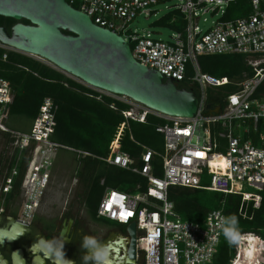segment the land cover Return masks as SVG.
Returning a JSON list of instances; mask_svg holds the SVG:
<instances>
[{
    "label": "built area",
    "instance_id": "built-area-1",
    "mask_svg": "<svg viewBox=\"0 0 264 264\" xmlns=\"http://www.w3.org/2000/svg\"><path fill=\"white\" fill-rule=\"evenodd\" d=\"M87 13L94 23L132 37V53L142 64L154 68L178 85L186 81L197 85L200 91L199 109L191 118L170 117L155 112L134 101L123 111L124 122L110 143L109 154L101 157L108 164L130 170L147 179V192H121L106 189L97 210L98 218L129 226L136 224L137 256L144 255V264H210L220 243L226 217L222 210L208 213L203 223L184 220L169 199L170 186L205 188L224 193H236L243 201H252L255 208L261 205L264 189V131L262 140L255 144V136L264 122V95H258L264 84V0H251V9L244 17L228 18L231 4L237 0H177L171 12L179 11L168 19L175 33L169 41L152 38L151 34L129 32L128 23L137 15H150V8L168 0H67ZM74 6V5H73ZM222 17L209 29L201 27L200 20L207 12ZM0 59L7 60L13 48L0 42ZM16 51V50H15ZM212 54H240L250 70L241 78L215 77L202 71L199 57ZM189 67L192 73H188ZM237 88L229 92L224 105L207 109L212 90L225 85ZM104 94L115 96L106 92ZM14 92L9 81L0 76V131L14 137L17 150L11 174L1 185L0 205L4 207L8 194L19 175V165L25 159L26 171L22 182L20 218H33L45 190L52 181L53 169L61 149L76 152L77 157L90 155L52 140L58 105L46 97L27 131H15L6 126ZM116 98V97H115ZM139 104V103H137ZM112 108H116L113 104ZM165 118L168 122L157 126L164 137V151L158 152L143 146L140 163L122 150L121 138L131 120L145 123L148 114ZM223 130L218 132L215 127ZM203 131V137L200 132ZM238 131V132H237ZM196 138V142H194ZM202 139V140H201ZM226 145V151L220 149ZM162 159V176L154 174L155 157ZM222 162L225 164L222 165ZM205 175L210 182L203 185ZM245 185L254 189L245 190ZM110 205V206H109ZM131 215H126L127 213ZM121 213L125 215L122 217ZM254 237L253 256H245L248 238ZM236 255L231 264H264V238L254 232L239 234Z\"/></svg>",
    "mask_w": 264,
    "mask_h": 264
},
{
    "label": "trees",
    "instance_id": "trees-1",
    "mask_svg": "<svg viewBox=\"0 0 264 264\" xmlns=\"http://www.w3.org/2000/svg\"><path fill=\"white\" fill-rule=\"evenodd\" d=\"M250 1L237 0L233 2L227 17L232 19L246 16L251 9ZM73 5L76 8L79 7L77 2ZM236 6L238 10L235 12ZM176 13L179 14V11L169 13L163 21L170 19ZM23 22L29 23L28 20H23ZM15 23L16 21L12 18L0 16V26H5L8 30ZM5 51L0 49V54ZM8 53L7 60L0 59V76L9 81L15 96L10 105L9 118L14 115L24 116L33 125L43 100L46 97L54 99L58 110L52 140L90 154L81 155L78 158L77 153L72 152L75 161L74 168L69 172L58 168L60 171L58 181L64 183L67 175L70 185L74 179H77L73 200L75 203H79V205L77 204L80 207L79 210L83 208L87 216L95 222L110 223L109 220L97 216V210L106 189L138 193L147 192L148 187L147 179L140 174L108 164L101 159L109 154L110 143L115 138L119 126L125 120L122 112L130 109L131 105L93 89L30 55L15 50H9ZM199 62L203 72L215 77L227 76L238 79L244 72L250 70L245 57L240 54L202 55L199 57ZM188 73H192L190 67ZM179 86L200 94L198 86L195 84L190 85L183 81ZM236 88L235 85L229 84L223 86L219 91L212 90L210 101H220L224 105L226 95ZM258 95H264V84L259 88ZM112 104L116 108H112ZM167 122L165 118L151 113L148 114L145 123L131 120L129 126L124 129L121 138L122 150L134 157L137 164L140 163L142 145L163 152L164 137L156 131V128ZM214 130L218 132L223 128L217 126ZM263 131L264 122L261 123L258 132L253 130L250 132V136L257 138L255 144H260L259 142L262 141L258 137ZM0 133L5 139V145L13 147L14 137L12 134L3 131ZM17 154V150L13 147V151L9 155H2L0 159L2 184L11 174ZM154 161V174L160 177L162 176V159L156 156ZM26 167L24 159L19 165L20 173L15 178L13 189L8 194L9 203L22 198V182ZM202 183L203 185L209 184L206 181H202ZM168 193L169 199L174 202L176 210L184 220L201 224L209 212L218 209L225 214V227H228L230 219L235 217L238 234L254 232L264 238V189L261 191L262 201L258 208L254 207L252 201H243L242 196L236 193L182 186H170ZM113 225L126 227L116 222ZM253 240L254 237L248 238V243L244 247L245 252L250 245H254L252 244ZM235 255L236 242L229 243L223 230L220 243L210 264H231Z\"/></svg>",
    "mask_w": 264,
    "mask_h": 264
},
{
    "label": "water",
    "instance_id": "water-1",
    "mask_svg": "<svg viewBox=\"0 0 264 264\" xmlns=\"http://www.w3.org/2000/svg\"><path fill=\"white\" fill-rule=\"evenodd\" d=\"M0 16L16 21L11 32L0 26V42L47 60L93 89L129 98L165 116L191 118L198 112V94L140 63L132 53V37L94 23L67 0H0ZM220 106L217 101L206 108ZM16 222L14 230L25 229ZM136 235V224L127 226V236L106 246L105 264H135Z\"/></svg>",
    "mask_w": 264,
    "mask_h": 264
},
{
    "label": "flooded vegetation",
    "instance_id": "flooded-vegetation-1",
    "mask_svg": "<svg viewBox=\"0 0 264 264\" xmlns=\"http://www.w3.org/2000/svg\"><path fill=\"white\" fill-rule=\"evenodd\" d=\"M49 194L48 187L29 221L20 218L23 198L20 209L19 201L9 203L7 200L4 207L0 205V264H85L83 257L89 254V250L81 246L85 235L94 237L104 246L127 236V227L106 228L87 215L81 220V209L73 199L60 205L56 200L46 206ZM16 221L22 222L25 229L14 230ZM143 260L144 255L140 253L135 264H144ZM87 264L96 262L89 260Z\"/></svg>",
    "mask_w": 264,
    "mask_h": 264
},
{
    "label": "rangeland",
    "instance_id": "rangeland-1",
    "mask_svg": "<svg viewBox=\"0 0 264 264\" xmlns=\"http://www.w3.org/2000/svg\"><path fill=\"white\" fill-rule=\"evenodd\" d=\"M176 4H178L177 0H168V1L160 2L157 5L152 6L150 8V10L152 11L150 15L145 14V13L137 15L136 18H134L131 22L128 23L127 29L129 30V32L139 33V34H144V35L151 34L152 38L169 41L171 37L173 36V34L175 33V30L170 25L167 24L168 20H165V21L163 20L169 13H171L172 9L174 8V5ZM237 10H238V7L236 6L235 12ZM221 17L222 15L220 13L216 14L214 12L209 11L202 15L201 20H200L201 27L204 30H207L211 26H213L216 21L221 19ZM32 57L44 63H47L48 65L55 68V66L51 64L50 62H48L47 60H44L37 56H32ZM114 97L120 98L125 101H132L131 99L122 97V96L121 97L114 96ZM136 105H140V104L136 103ZM5 124L8 128L15 130V131H28L32 125L31 121L28 118L24 116H20V115L11 116L10 118L7 119ZM200 135L201 137H203V131L200 132ZM194 142H196V138H194ZM219 150L225 152L226 145H223L222 147H220ZM12 151H13V147L5 145V139L3 135L0 133V154L3 153L5 155H9ZM73 155L74 154L68 150L61 149L59 151V155L56 160L55 167L53 169L51 186H49L50 196L47 200L46 206L52 205L54 201L56 200H57V203L60 205V204H63L67 199L71 201L72 199L75 198V189H76L77 180L74 179L72 183L69 185L68 176L66 175V178H65L66 180L64 183L58 181V175H60V171H58V168L67 170V172L71 171L72 168H74L75 161H74ZM203 181L210 182V176L205 175V177L203 178ZM1 185H2V179L0 177V192H1ZM245 190L248 192L254 191L253 188L247 185H245ZM20 201L21 200H19V209H20ZM77 204L79 205V203ZM79 213L81 215V220H83L87 215L83 208H81ZM109 221L110 223L108 224L105 223L104 226L106 228H113L114 227L113 223L115 222L111 220ZM260 260L264 263V255L260 257Z\"/></svg>",
    "mask_w": 264,
    "mask_h": 264
},
{
    "label": "clouds",
    "instance_id": "clouds-1",
    "mask_svg": "<svg viewBox=\"0 0 264 264\" xmlns=\"http://www.w3.org/2000/svg\"><path fill=\"white\" fill-rule=\"evenodd\" d=\"M236 223L237 222H236L235 217H232L229 221V226L224 228V234L226 238L228 239L229 243L238 242V240L240 239L239 234L236 230ZM81 246L89 250V254L83 257L85 264H87V261L89 260L95 261L96 264H105V262L107 261L108 259L107 247L104 245H100L94 237L85 235L83 237ZM59 254L60 253L57 252V255Z\"/></svg>",
    "mask_w": 264,
    "mask_h": 264
},
{
    "label": "bare ground",
    "instance_id": "bare-ground-1",
    "mask_svg": "<svg viewBox=\"0 0 264 264\" xmlns=\"http://www.w3.org/2000/svg\"><path fill=\"white\" fill-rule=\"evenodd\" d=\"M225 163L224 162H222V165H224ZM249 238H253V236H250ZM247 251L245 252V256L247 257V258H250V257H252L253 256V251H254V245H250V247L248 248V249H246ZM245 251V250H244ZM242 264H251V263H244V262H242Z\"/></svg>",
    "mask_w": 264,
    "mask_h": 264
},
{
    "label": "snow or ice",
    "instance_id": "snow-or-ice-1",
    "mask_svg": "<svg viewBox=\"0 0 264 264\" xmlns=\"http://www.w3.org/2000/svg\"><path fill=\"white\" fill-rule=\"evenodd\" d=\"M110 206V205H109ZM122 217L125 215L124 213H121ZM126 215H131V213H127Z\"/></svg>",
    "mask_w": 264,
    "mask_h": 264
}]
</instances>
